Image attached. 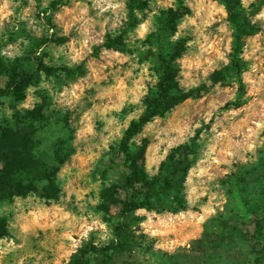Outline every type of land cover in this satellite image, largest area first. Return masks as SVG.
I'll list each match as a JSON object with an SVG mask.
<instances>
[{
	"label": "rangeland",
	"instance_id": "obj_1",
	"mask_svg": "<svg viewBox=\"0 0 264 264\" xmlns=\"http://www.w3.org/2000/svg\"><path fill=\"white\" fill-rule=\"evenodd\" d=\"M8 67L23 89L0 97V138L22 153L13 183L34 190L0 192V264H264L258 0H0V90ZM165 71L173 88L127 165L141 193L175 171L182 186L123 216L118 149Z\"/></svg>",
	"mask_w": 264,
	"mask_h": 264
},
{
	"label": "trees",
	"instance_id": "obj_2",
	"mask_svg": "<svg viewBox=\"0 0 264 264\" xmlns=\"http://www.w3.org/2000/svg\"><path fill=\"white\" fill-rule=\"evenodd\" d=\"M131 3H138L139 0H130ZM264 6V0H258V9ZM189 12H179L172 20L171 24L168 25L170 30H175L176 22L183 18V16L187 15ZM10 76H11V84H9L8 88L0 90V97L2 96H19L21 94V90L23 89V85L16 73L14 72L12 67H8ZM27 87V86H25ZM173 86L171 84V77L168 72H164L161 82H160V92L159 97L150 101L148 104L147 110L142 117H140L137 121L132 122L129 127L125 131V135L121 141L119 146V151L124 156V166L129 170V184L132 188V194L128 203L122 209V215L126 216L132 211H135L139 208H143L148 206L149 202L153 198H158L163 195H168L172 191L176 190L178 186H182L183 180L176 178L177 174L170 173L167 175L161 185L157 188L151 187L146 192L141 193L138 191L136 186V176L138 174L137 168L135 165L130 164L127 165L131 161V155L129 153L128 144L130 139L137 134L142 127L147 124L151 119L157 114L158 107L164 103L170 94ZM11 137L0 138V160L4 162V167L0 169V192L8 193L9 195H17L23 196L27 194L29 191L34 190V188L30 186H24L22 184H14V176L17 175V172L21 170L23 167V163L21 161L22 153L19 151L16 146V142L10 144H5L4 141L10 140ZM20 142V139H19ZM171 164L175 162V156L171 155L169 157ZM64 159L60 160L59 163L63 164ZM180 164V163H179ZM191 165H186L187 168H190ZM177 169V167H176ZM175 177V178H174ZM175 200L179 206L184 205V200L180 196H176ZM8 235V225L7 220L4 217H0V238ZM105 248L109 249L110 247L106 246ZM90 249H86L83 254H86ZM82 264L84 260L82 259Z\"/></svg>",
	"mask_w": 264,
	"mask_h": 264
}]
</instances>
